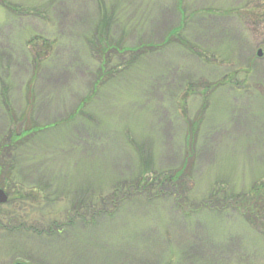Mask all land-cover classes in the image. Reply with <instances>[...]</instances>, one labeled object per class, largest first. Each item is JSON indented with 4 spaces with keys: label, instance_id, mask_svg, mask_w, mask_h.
I'll list each match as a JSON object with an SVG mask.
<instances>
[{
    "label": "rangeland",
    "instance_id": "rangeland-1",
    "mask_svg": "<svg viewBox=\"0 0 264 264\" xmlns=\"http://www.w3.org/2000/svg\"><path fill=\"white\" fill-rule=\"evenodd\" d=\"M3 2L0 264H264V0Z\"/></svg>",
    "mask_w": 264,
    "mask_h": 264
},
{
    "label": "trees",
    "instance_id": "trees-1",
    "mask_svg": "<svg viewBox=\"0 0 264 264\" xmlns=\"http://www.w3.org/2000/svg\"><path fill=\"white\" fill-rule=\"evenodd\" d=\"M0 5H2V7H7L6 4L3 2V0H0ZM263 5V4H262ZM9 8V7H7ZM143 49H145L143 47ZM155 49V48H154ZM141 50V47L136 48V52ZM45 54V52H42V56ZM131 62H129V64L133 63L135 61V59H130ZM107 68V64L106 62H103V78L106 77V75L109 76V74L113 73V69H108V71L106 70ZM100 79L102 80V76H99ZM99 83V82H97ZM79 112V110H78ZM35 130V129H34ZM33 131V129H32ZM26 133H20L19 131H14L11 130L10 132H8L7 136H6V140L4 138V141H8V145L3 143L2 145H0V154L3 153V151L7 148H11V147H16L19 143H21V141H23V139L26 138ZM144 171V169H143ZM184 171H185V167H182L180 170L175 171V173H168L165 172L166 174H160L158 173L157 176H155L152 180V184L153 183H157V185H159L161 187V189H165L164 187L170 186L171 188H173L175 190V188H179L180 187V181L182 182V178L184 175ZM2 172V171H0ZM1 179V178H0ZM7 183L6 185L9 186L10 181L7 179L3 182L0 181V184L2 185V183ZM133 187L135 189H137V187L139 189L145 190V188H148V184L145 183V180L140 176L135 178V182L133 181ZM7 188V187H6ZM138 190V189H137ZM252 190L250 193H252L251 195V200L253 201V206L258 207L259 209L264 207V183L263 184H259V185H255L252 187ZM115 192V191H114ZM121 191H117V193H115L114 195H112V198H117L120 195ZM179 193V192H178ZM9 194V193H8ZM27 198L26 196V192L24 193V191L21 189L17 192H14L12 195L9 194V199L8 202L6 203V205H19V203H23V199Z\"/></svg>",
    "mask_w": 264,
    "mask_h": 264
},
{
    "label": "water",
    "instance_id": "water-1",
    "mask_svg": "<svg viewBox=\"0 0 264 264\" xmlns=\"http://www.w3.org/2000/svg\"><path fill=\"white\" fill-rule=\"evenodd\" d=\"M257 56L260 57V51L257 52ZM8 200L7 194L4 192L3 189L0 188V205L6 204Z\"/></svg>",
    "mask_w": 264,
    "mask_h": 264
}]
</instances>
